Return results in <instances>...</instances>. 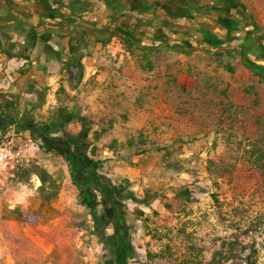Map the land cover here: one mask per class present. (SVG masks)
Instances as JSON below:
<instances>
[{"label": "rangeland", "instance_id": "rangeland-1", "mask_svg": "<svg viewBox=\"0 0 264 264\" xmlns=\"http://www.w3.org/2000/svg\"><path fill=\"white\" fill-rule=\"evenodd\" d=\"M186 1L202 12L235 3L226 23L245 32L175 50V72L156 54L107 69L85 88L93 97L64 99L78 108L50 133L99 161L108 187L95 182L97 197L118 202L128 248L108 252L103 205L79 203L61 144L41 148L29 130L7 136L23 155L0 192V264H264V69L248 66L264 65V46L241 44L264 31V0ZM169 35L160 43L183 47Z\"/></svg>", "mask_w": 264, "mask_h": 264}, {"label": "crops", "instance_id": "crops-1", "mask_svg": "<svg viewBox=\"0 0 264 264\" xmlns=\"http://www.w3.org/2000/svg\"><path fill=\"white\" fill-rule=\"evenodd\" d=\"M191 7L186 0H0V137L29 131L22 127L37 117L50 125H70L68 117L78 105L64 99L93 97L96 90L84 93L85 88L109 79L107 69L127 70L136 59L156 54L161 68L175 72L172 53L178 49L160 43V36L170 39L164 23L186 21ZM113 37L121 44L113 43ZM124 42L130 43L134 58ZM181 49L195 50L193 44ZM162 91L159 96L165 99ZM162 108L157 104L154 109Z\"/></svg>", "mask_w": 264, "mask_h": 264}, {"label": "trees", "instance_id": "trees-1", "mask_svg": "<svg viewBox=\"0 0 264 264\" xmlns=\"http://www.w3.org/2000/svg\"><path fill=\"white\" fill-rule=\"evenodd\" d=\"M227 1H237V0H227ZM224 2L223 3H218V5L213 6V8L218 7L217 10H224ZM235 3H231L230 5L228 4V7H233ZM222 6V7H221ZM228 10V9H226ZM235 11V9H232ZM227 12V11H226ZM259 29V27L257 28ZM256 29V30H257ZM238 31L243 34L245 29H238ZM253 40V41H252ZM263 40H264V31L258 36V37H253V38H248L246 39V42H256L258 45H263ZM129 43L124 42V45L127 46L128 48L130 45ZM245 46V45H244ZM177 49H181V47H177ZM257 53V51H256ZM255 53V54H256ZM258 57L260 59L264 60V52L262 54H259ZM247 64V63H245ZM248 66L253 67L257 66V71L262 72L261 69H264V65H256L255 63H251ZM24 130H30L33 132V135L38 142V146L41 148H54V147H49L47 141L48 140H62L66 136H68L69 139L72 141L71 135L65 134L66 136L64 137H52L50 136V133L57 130L59 127L55 125H50V123L47 122V120L43 117H37L36 121L34 120L31 123H28L24 127H22ZM85 129V125H84ZM85 146V145H84ZM63 151L66 154L67 158V164L70 169V176L73 179V181L77 184L78 186V201L80 204L84 205L85 207H88L90 209H94L98 205H103L102 202L99 201L98 199V194H97V185L95 182H101V188H98L99 191L103 193V190L107 189L108 183L105 180V178L100 175L99 173L96 172L95 167L99 164V161H93L92 159L88 158L87 154L85 151H82V148L77 146L75 142L73 143L69 142L66 144V147L63 149ZM108 200L110 203L114 202L116 203L115 198H109ZM118 203V202H117ZM116 211L117 208L113 209V217L112 220L115 221L116 225L115 228L117 232L120 234H123V228H122V223L121 219H119L116 216ZM109 218V217H108ZM106 235L105 233H103ZM121 249L128 248V242H126L125 239L120 240L119 244ZM127 253L124 252V257L126 256ZM251 256H245V260H249ZM118 264V263H117ZM123 264V263H119Z\"/></svg>", "mask_w": 264, "mask_h": 264}, {"label": "flooded vegetation", "instance_id": "flooded-vegetation-1", "mask_svg": "<svg viewBox=\"0 0 264 264\" xmlns=\"http://www.w3.org/2000/svg\"><path fill=\"white\" fill-rule=\"evenodd\" d=\"M228 3L224 4V9H228V12H225L224 10H217L218 7L212 8V9H205V11L197 10V11H190L188 13L187 19L189 20V25L185 23L187 21H181V20H175L171 23H164V28L169 30L172 35L176 37V39H179V43L182 44V46H190L191 44H202L203 40L209 37H215L219 39L226 40L227 38L231 37L232 35L236 34V31L238 29L242 28H232L229 23H226L227 21H232V19H235V16L231 15L232 9H238V6L234 7H228ZM222 7V6H221ZM180 8V16L184 18L186 14L181 13V5L178 6ZM209 11V12H208ZM215 13L214 16H209L206 13ZM229 13V14H228ZM231 13V14H230ZM214 25L215 31L211 29L210 26ZM163 27V26H162ZM165 29L163 30L165 33ZM223 31V34H222ZM168 33V32H167ZM170 37V35H167ZM171 38V37H170ZM32 132V131H31ZM33 133V132H32ZM74 141V140H73ZM71 139L66 136L62 140H48L47 143H56L61 144L62 148L64 149L66 147V144L71 142L73 143ZM77 146L80 147L77 141H74ZM118 203L112 202L108 203V205H103L104 214L107 219H109V224L112 227V233L106 234V239L108 242H110L109 245H112L116 243V247H110L108 246V252L112 250L113 254L117 252L118 246H120V233L117 232L115 228V221L112 220L113 217V209L118 207ZM109 217V218H108ZM103 234V233H102ZM103 236H105L103 234ZM115 249V250H114ZM115 251V252H114ZM111 254V252H110Z\"/></svg>", "mask_w": 264, "mask_h": 264}, {"label": "built area", "instance_id": "built-area-1", "mask_svg": "<svg viewBox=\"0 0 264 264\" xmlns=\"http://www.w3.org/2000/svg\"><path fill=\"white\" fill-rule=\"evenodd\" d=\"M113 43L121 44L118 37H113ZM13 140L12 137H0V192L3 189L5 180L9 175H12L13 169H15L23 155V149L16 147Z\"/></svg>", "mask_w": 264, "mask_h": 264}, {"label": "water", "instance_id": "water-1", "mask_svg": "<svg viewBox=\"0 0 264 264\" xmlns=\"http://www.w3.org/2000/svg\"><path fill=\"white\" fill-rule=\"evenodd\" d=\"M76 71V70H75Z\"/></svg>", "mask_w": 264, "mask_h": 264}]
</instances>
